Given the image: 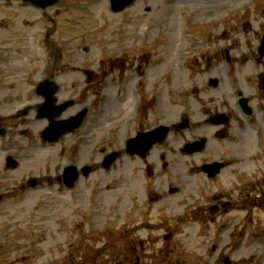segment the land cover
<instances>
[{
  "label": "rangeland",
  "instance_id": "rangeland-1",
  "mask_svg": "<svg viewBox=\"0 0 264 264\" xmlns=\"http://www.w3.org/2000/svg\"><path fill=\"white\" fill-rule=\"evenodd\" d=\"M263 33L264 0H135L116 13L109 0H57L44 10L0 0V129H6L0 134V264H225V257L230 264H264V205L248 189L255 173L264 175V57L256 59ZM206 51L210 61L200 57ZM119 58L124 66L117 69ZM55 71L58 100L72 102L63 116L84 106L89 114L73 136L46 147L39 134L47 122L19 109L40 100L35 87ZM86 72L92 73L87 85ZM208 77L218 79L210 93L217 111L234 105L238 92L258 106L233 119L227 138L217 141V158L232 165L214 184L190 171L192 158L168 160L185 174L188 191L202 200L216 189L226 208L214 224L140 225L136 246L129 247V228L122 232L130 225L128 192L118 183L129 165L117 160L102 168L101 159L129 134L143 94L161 91L156 104L167 121L186 110L201 121L191 90ZM72 163L95 171L72 189L55 181L27 184V177L41 179ZM233 185L256 203L238 206ZM166 209V215L180 210ZM166 227L174 233L164 240Z\"/></svg>",
  "mask_w": 264,
  "mask_h": 264
},
{
  "label": "flooded vegetation",
  "instance_id": "flooded-vegetation-1",
  "mask_svg": "<svg viewBox=\"0 0 264 264\" xmlns=\"http://www.w3.org/2000/svg\"><path fill=\"white\" fill-rule=\"evenodd\" d=\"M211 54V51L202 52L200 53V57L204 60L209 59L210 61L212 59ZM260 57H264V55H260L256 59ZM115 64L117 69H120L122 65L124 66V62H121L120 58L116 59L114 65ZM86 73L88 76V80L86 81L85 85L88 84V81L90 80V77L92 75L91 72ZM142 73L143 71L140 74ZM95 75L98 80L96 83H98L100 81V72H97ZM58 76L59 73L55 71L46 79L54 80V82H56L55 79ZM247 77H249V75ZM114 81L115 84L118 83V81ZM128 81L129 79L126 81V85H128ZM92 82L93 81H91L90 83ZM56 84L58 83L56 82ZM99 86L102 87V85ZM139 86L142 87V91L146 89V87L140 84ZM259 89H264V79L260 81ZM192 90L195 91L194 98L196 99V103H198L197 111L193 112V114L200 115L201 121L194 122L193 120H191L190 118L192 117V114L187 110L181 111L178 114H174V117H178L176 119H173L172 121H167L168 114L163 111V106L157 107L156 104L157 102L158 104H161V91H159L158 94H152L149 97L148 95L143 94L142 98L135 108V116L132 120L131 130L129 134H127L125 139L120 141L118 146L114 149V153H116V156L118 157L116 161H126L129 165L128 171L130 172V174L127 177L125 175H122L118 181L119 189L126 190V192H128V204L125 206L128 210H125L126 214L124 215L128 218V220H130V225L128 227L125 226L122 232H125V230L129 228V247L136 246V239L138 237L137 232L140 228H142L139 227L140 225L168 222L169 224L173 222H197L214 224L216 221L217 213H220L221 211H223V209L226 208L223 201L217 198V193L215 191L216 189L212 191V193L205 195L202 200L200 195L195 196L193 191H188L185 188V174L178 172L179 169L175 166V163L171 164L168 159L173 157H175L176 159H182L183 157L192 158L194 164L192 163L190 171L193 172V170L196 169L197 172L201 173L203 177H205L209 182H213L214 184H216V177L221 174V171L226 167L232 165L231 160H223L222 158H217V141L227 138L233 119L237 120V116L243 117L244 113L241 109V106L238 105V98L244 95H242L241 92H238L236 103L234 105L233 103H227L225 104V111H217L216 100L210 95V93L212 92V77L207 78V84L203 87L197 86ZM34 91L35 94L39 96L40 100L21 107L19 109V112L23 115L26 110L31 109L34 112L36 119H43L47 122V127L49 125V121L48 119H46V117H36L38 109L44 101V97L38 93L36 88ZM59 91L60 87L58 86V89L54 95L53 102V106L55 108L54 114L57 115L54 117L55 121L70 119L80 111H75L74 113L64 117V112L66 111L67 107L72 104V102L70 103V100L59 101L57 98ZM62 104H66L67 106L61 112H57V108ZM246 104L247 108L249 107L250 109H252V111H254V109L258 110V106L255 105V108L252 107L253 103L250 96H247ZM85 107L86 106L82 107L81 109ZM233 110H236L237 112L235 113ZM218 112L226 114V116L223 117L224 119H226L224 124H217L213 119L212 116ZM88 114L89 108L81 125L71 132L60 134L57 141L55 142L48 143L43 139V129L39 134L40 142L43 146L46 147H53L62 143L64 137L68 135L73 136L80 129V127H82V125L87 120ZM164 126H166L167 129H162L159 132L158 136H156L157 140L153 141L152 139H146L148 133L164 128ZM128 140H131L129 145L127 142ZM202 140L204 142L202 150L194 151L191 153L185 150V146L188 143L201 142ZM210 144H212V151L206 152L207 147ZM61 150L65 152L66 148ZM69 151H71V146ZM204 151L205 155L202 156ZM218 162L221 163L218 174L209 177L204 166L209 163L214 164ZM74 166H77L78 169V177L76 182L80 179V177L86 178L90 173L95 171V168L92 167L91 172L88 175H84L83 168L86 165L74 164ZM63 168L59 173L55 172V174L53 175L48 174L41 179H38L39 177H33L36 180V185H39L42 181H45L46 183L55 181L62 187H65L63 184V177L61 176ZM181 168L183 170L182 166ZM27 178L28 182L29 178L31 177ZM252 178L254 179V182H248V189L253 190L254 195L258 197L259 201H261L264 205V183L262 182L264 181V175L261 173L259 178L257 173H255ZM138 179H140L139 184L137 183ZM154 180H156L157 182H154ZM231 189L237 191L235 196L232 195V200L235 199V202L238 201V203L242 202L238 206L246 204V202L248 201L253 202L252 200H250V197L248 198V193L247 196L244 195V197L240 195V189H238V187H236L235 185H233ZM257 191L258 193H256ZM122 200L123 198L121 197V195H119L118 202ZM188 200L189 205L185 206ZM171 204H173V206L175 205L176 208H179L180 210L176 211L172 215H166V208ZM186 207H190V209L187 210ZM173 233L174 232L172 227H166L163 229L162 238L164 240L172 238ZM138 242L140 247L144 246L142 243L144 241L140 240Z\"/></svg>",
  "mask_w": 264,
  "mask_h": 264
},
{
  "label": "water",
  "instance_id": "water-1",
  "mask_svg": "<svg viewBox=\"0 0 264 264\" xmlns=\"http://www.w3.org/2000/svg\"><path fill=\"white\" fill-rule=\"evenodd\" d=\"M32 2H35L39 5H41L42 7H45L46 5H50V4H53L56 2V0H31ZM133 0H110V4H111V8L113 11H120L122 9H124L125 7H127ZM259 51L261 53H264V36H263V39H262V42H261V45H260V48H259ZM213 84L216 85L217 82H216V79H214L213 81ZM52 86V85H51ZM49 86V88H47V91L44 92V93H47L46 95V98H47V103H46V106L44 108V111H43V115H47V116H53V114L50 113L49 111V106L51 105V102L53 101V98H52V93L54 91V86ZM39 88H44L43 85L39 86ZM245 101L246 99L243 98L241 100V106L244 107L245 106ZM65 106L61 107V109H59L58 112L62 111L64 109ZM247 113H249L250 111L246 110ZM83 114L84 112L76 115L75 117H72L71 119H68L64 122H61L58 124V126L55 124V127L58 128H54L53 130V133L50 134V138L52 139H56L58 137L59 134L61 133H64L66 131H70V130H73L74 128L78 127L82 121V117H83ZM159 131L160 130H155L153 132H150L147 134L146 136V139H152L153 141L157 140V137L158 134H159ZM131 141V140H130ZM130 141H128V145L130 144ZM201 146L199 147L200 149L202 148L203 146V142L200 143ZM116 158V153H110L108 154L106 157H105V160H104V165L105 166H108L110 164L111 161H113L114 159ZM220 167L219 164H212V165H208L206 167V171L210 174V175H213L217 170L218 168ZM73 168V167H67L64 171V175L65 176H68L69 175V172L70 169ZM216 170V171H214ZM68 186H71V185H68ZM225 263L227 264L228 263V259L226 258L225 259Z\"/></svg>",
  "mask_w": 264,
  "mask_h": 264
},
{
  "label": "bare ground",
  "instance_id": "bare-ground-1",
  "mask_svg": "<svg viewBox=\"0 0 264 264\" xmlns=\"http://www.w3.org/2000/svg\"><path fill=\"white\" fill-rule=\"evenodd\" d=\"M167 59H168V60H172V58H171V57H167Z\"/></svg>",
  "mask_w": 264,
  "mask_h": 264
}]
</instances>
